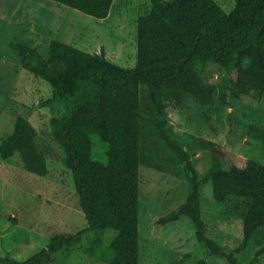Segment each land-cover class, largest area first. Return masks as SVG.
<instances>
[{"label":"trees","instance_id":"trees-1","mask_svg":"<svg viewBox=\"0 0 264 264\" xmlns=\"http://www.w3.org/2000/svg\"><path fill=\"white\" fill-rule=\"evenodd\" d=\"M89 16L105 19L114 0H53ZM226 11L216 0H151L150 12L138 20L137 63L128 68L109 60L105 52L90 53L62 40L51 41L45 57L30 45L13 42L23 67L50 83L52 96L39 102L51 111V133L64 151V164L73 171L88 227L75 234H53L47 247L26 260L0 255V264H50L62 250L80 247L85 234L95 232L87 247L92 257L109 264H140L139 188L143 130L149 127L174 154L186 162L190 192L184 203L159 219L160 224L188 216L196 237L212 255L230 264H243L236 253L264 227V164L209 139L206 173H199L168 125L164 89L203 99L211 97L198 71L213 67L228 87L240 94L264 96V0H234ZM149 87L158 119L141 111L140 87ZM252 138L264 141V129L251 126ZM107 146V162L93 157L95 139ZM39 176L50 172L39 148L37 129L19 116L11 134L0 136V156L15 154ZM216 201L246 197L252 204L244 219L241 244L226 252L207 235L201 196ZM112 233L109 243L105 236ZM264 248L253 260L258 263ZM198 264H207L201 259Z\"/></svg>","mask_w":264,"mask_h":264},{"label":"rangeland","instance_id":"rangeland-1","mask_svg":"<svg viewBox=\"0 0 264 264\" xmlns=\"http://www.w3.org/2000/svg\"><path fill=\"white\" fill-rule=\"evenodd\" d=\"M216 1L228 12L235 6L234 0ZM151 8V0H114L109 16L98 19L53 0H0V136L7 137L16 119L26 117L37 129V142L50 169L47 176H39L25 168L18 153L9 159L0 156V255L26 260L46 248L53 234H75L89 225L74 173L64 164V151L52 136L51 111L39 105L52 96V87L23 67L11 43L36 47L48 57L51 41L61 39L90 53L104 51L112 62L133 68L137 63L138 20ZM198 71L212 91L211 97L196 98L173 89L162 91L168 125L178 130V142L191 162L199 173H206L209 150L200 141L204 138L264 164V141L249 134L251 126L264 129V96L232 91L211 66L200 64ZM140 101L142 114L158 119L145 84L140 87ZM142 147L140 264H198L201 259L207 264H230L198 241L188 216L159 223L186 201L191 174L186 162L148 126L143 130ZM107 149L104 142L95 139L94 159L106 163ZM251 204L246 197L228 196L220 202L202 193L207 235L226 252L241 244ZM111 234H106L105 242L109 243ZM94 237L95 232H87L80 247L58 252L50 264H109L87 253ZM262 248L264 227L236 257L247 264ZM256 264H264V252Z\"/></svg>","mask_w":264,"mask_h":264},{"label":"crops","instance_id":"crops-1","mask_svg":"<svg viewBox=\"0 0 264 264\" xmlns=\"http://www.w3.org/2000/svg\"><path fill=\"white\" fill-rule=\"evenodd\" d=\"M13 19L11 18V21H10V24L12 25L13 24V21H12ZM21 25H23V24H21ZM59 40H61V39H59ZM63 41V40H62ZM65 42V41H64ZM67 43V42H66ZM70 44V43H69ZM73 45V44H72ZM17 52V51H16ZM20 62H21V58H20Z\"/></svg>","mask_w":264,"mask_h":264}]
</instances>
